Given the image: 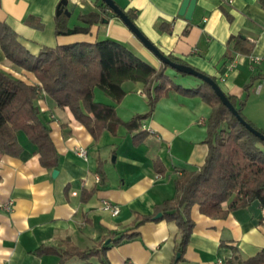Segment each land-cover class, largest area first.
<instances>
[{
    "label": "crops",
    "instance_id": "0c3cea01",
    "mask_svg": "<svg viewBox=\"0 0 264 264\" xmlns=\"http://www.w3.org/2000/svg\"><path fill=\"white\" fill-rule=\"evenodd\" d=\"M60 1L0 0V20L32 54L43 46L111 38L159 67V60L103 0H63L72 31L57 34ZM113 1L135 15L136 26L164 54L215 76L228 94L242 97L244 85L253 75L259 76L248 87L242 113L264 131V75L260 76L264 73V0H196L190 20L178 14L182 0ZM88 12L100 13L103 20L89 25L78 18ZM159 24L169 25L170 31ZM237 37L251 44L249 55L233 50ZM227 52L233 60L225 65L233 66L221 74L216 65ZM0 68L28 84H39L33 73L9 62L1 48ZM122 88L125 95L118 103L98 87L94 98L113 104L123 121L149 110L142 83L126 80ZM36 104L59 161L55 168L41 166L35 145L21 131L17 132L20 155L0 154V264H58V255L39 254L38 249L62 250L70 245L82 249L124 232L137 215H151L157 204L171 198L176 176L201 166L207 154L210 106L174 90L159 98L141 121L146 136L138 144L135 133L123 126L114 132L104 130L95 141L68 107L58 106L45 95ZM80 146L86 149V158L76 153ZM104 199L119 208L117 215L102 209ZM190 216L194 226L177 261L173 259L179 229L162 219L141 224L134 238L110 243L108 264H216L218 259L222 264H242L241 260L264 248V207L256 200L223 218L207 216L194 204ZM93 262L99 264L96 259Z\"/></svg>",
    "mask_w": 264,
    "mask_h": 264
},
{
    "label": "trees",
    "instance_id": "16d2710c",
    "mask_svg": "<svg viewBox=\"0 0 264 264\" xmlns=\"http://www.w3.org/2000/svg\"><path fill=\"white\" fill-rule=\"evenodd\" d=\"M125 13L134 22L135 15L129 10ZM78 18L87 21L89 25L103 20L97 12H88ZM68 19L69 11L61 0L55 15L57 34L72 31L67 25ZM158 26L170 31L169 25ZM88 29L89 26L84 31ZM0 48L9 62L33 73L39 81V84H28L0 68V154L20 155L22 146L17 132L21 131L35 145L39 162L45 168L57 167L59 158L49 128L41 119L36 104L42 95L60 107H68L95 141L104 130L114 132L118 126H123L127 131L135 133V144L146 136L145 131L141 130V121L153 111L157 100L167 96L169 91L174 90L186 97H197L210 106L205 138L208 150L203 163L196 169L182 170L176 176L174 195L157 204L153 214L137 215L127 230L103 238L95 246L81 249L70 245L62 250L50 248L46 251L39 248V254L48 252L58 255V264H95L94 259L99 264H108L106 251L110 243L118 244L136 237V229L146 221L164 219L174 222L179 229L173 259L177 261V254L185 249L194 226L190 216L192 205L197 204L201 213L214 218H223L229 212L247 207L255 200L259 206L264 207V140L243 126L206 82L201 80V85L195 88L175 84L165 72L169 67L167 64L159 61V67L156 68L137 56L126 44L111 38L92 42L75 41L54 47L43 46L37 54H32L19 41L17 33L1 20ZM233 50L249 55L251 44L237 37ZM166 55L176 63L190 66L178 57ZM222 59L228 63L233 60V56L227 52ZM210 77L218 82L215 76ZM255 77L259 76L253 75L244 85V94L240 98L221 89L241 117L264 134L242 113L248 87ZM126 80L143 84L149 110L123 121L116 114L113 104L95 100L94 88L98 87L118 103L125 95L122 83ZM98 171L101 173V170ZM91 193L92 190L87 196ZM157 212H161L159 218H155ZM108 238L109 243L104 244ZM241 263L264 264V248L255 256L241 260Z\"/></svg>",
    "mask_w": 264,
    "mask_h": 264
},
{
    "label": "water",
    "instance_id": "95a60500",
    "mask_svg": "<svg viewBox=\"0 0 264 264\" xmlns=\"http://www.w3.org/2000/svg\"><path fill=\"white\" fill-rule=\"evenodd\" d=\"M104 3L113 11V13L119 17L122 22L127 26V28L135 35V37L141 42V44L149 50L159 61L167 64L169 67L192 76L199 78L200 80L209 84L216 95L220 98L222 103L232 112V114L237 118V120L245 126L251 133L255 136L264 140V134L259 130L252 127L247 121H245L241 115L237 112L235 106L231 103V101L226 97L223 93L218 82L213 80L210 75H207L199 70H196L192 66H186L172 61L166 54H164L154 43H152L136 26V24L131 21V19L126 15V13L119 8L113 0H103ZM196 0H182L181 5L178 10V14L183 16L185 19L190 20L192 17V12L195 7ZM105 21V20H104ZM226 61L221 59L217 65L216 69L222 74L226 70ZM57 174V169L52 171V176L54 177ZM161 216V212H158L155 215V218H159ZM110 239L105 240L104 244H108ZM179 256V254H177Z\"/></svg>",
    "mask_w": 264,
    "mask_h": 264
},
{
    "label": "rangeland",
    "instance_id": "374dc122",
    "mask_svg": "<svg viewBox=\"0 0 264 264\" xmlns=\"http://www.w3.org/2000/svg\"><path fill=\"white\" fill-rule=\"evenodd\" d=\"M166 71L171 74L174 75L173 78V82L175 84H179L184 88H195L199 85H201V80L195 76L189 75V74H180L178 73L175 69L171 68V67H167ZM98 98H96L97 100Z\"/></svg>",
    "mask_w": 264,
    "mask_h": 264
},
{
    "label": "built area",
    "instance_id": "2783aa9c",
    "mask_svg": "<svg viewBox=\"0 0 264 264\" xmlns=\"http://www.w3.org/2000/svg\"><path fill=\"white\" fill-rule=\"evenodd\" d=\"M232 66H233L232 64H229L228 66H226V70L224 73H226L228 70L230 71L232 69ZM75 151L79 156L86 158L87 152L84 147H81V146L77 147ZM97 180H99V177H97ZM101 203H102V209L108 212L110 215L115 216L118 214L119 208L116 205L112 204L111 202L105 199L102 200ZM4 207L7 209L9 208L8 205H5ZM216 264H222V260L218 259Z\"/></svg>",
    "mask_w": 264,
    "mask_h": 264
}]
</instances>
